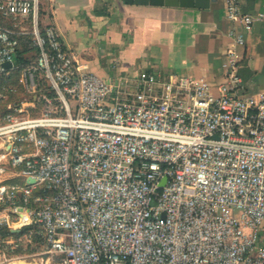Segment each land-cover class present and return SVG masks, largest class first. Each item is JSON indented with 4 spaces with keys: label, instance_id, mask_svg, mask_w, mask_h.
<instances>
[{
    "label": "built area",
    "instance_id": "2783aa9c",
    "mask_svg": "<svg viewBox=\"0 0 264 264\" xmlns=\"http://www.w3.org/2000/svg\"><path fill=\"white\" fill-rule=\"evenodd\" d=\"M225 4L245 29L259 18ZM0 12L29 22L38 50L22 73L33 101L0 122L2 254L32 232L4 229L37 225L61 264H264V90L244 91L241 34L229 32L215 90L146 70L108 81L42 24L40 0ZM18 27L0 26V75L17 68Z\"/></svg>",
    "mask_w": 264,
    "mask_h": 264
},
{
    "label": "crops",
    "instance_id": "0c3cea01",
    "mask_svg": "<svg viewBox=\"0 0 264 264\" xmlns=\"http://www.w3.org/2000/svg\"><path fill=\"white\" fill-rule=\"evenodd\" d=\"M259 16L250 29L228 19L225 0L207 7L125 4L122 0H42L41 22L53 25L84 71L115 81L141 70L203 76L212 90L226 78L233 29L245 65L244 91L264 90V0H239Z\"/></svg>",
    "mask_w": 264,
    "mask_h": 264
},
{
    "label": "rangeland",
    "instance_id": "374dc122",
    "mask_svg": "<svg viewBox=\"0 0 264 264\" xmlns=\"http://www.w3.org/2000/svg\"><path fill=\"white\" fill-rule=\"evenodd\" d=\"M40 1L42 6V0ZM11 23H15L17 26L25 28L26 32L30 31V25L27 21L11 20ZM36 55L37 54L35 52L27 55L31 64L35 61ZM25 68H23L19 73V83L21 84L22 89L20 91H15L12 98H10V101L7 103H0V122L9 105L33 101L34 93L28 91V87H26L22 76L23 70ZM31 108L28 109V113L30 115ZM42 112L43 107H41L40 110L36 112L35 116L41 115ZM9 251L11 252L8 253L5 251V254L0 252V264H61V257L59 255L47 252V249L43 247L41 243L39 244V241H33L30 240V238L21 237V240L18 241L17 245L13 249L9 248Z\"/></svg>",
    "mask_w": 264,
    "mask_h": 264
},
{
    "label": "trees",
    "instance_id": "16d2710c",
    "mask_svg": "<svg viewBox=\"0 0 264 264\" xmlns=\"http://www.w3.org/2000/svg\"><path fill=\"white\" fill-rule=\"evenodd\" d=\"M0 26L13 28L11 20L3 16L1 12ZM16 37L18 39V48L15 53L14 61L17 65V68L13 70L9 75H0V103H7L8 101H10V98H12L15 91H20L22 89V86L19 83V73L23 68L31 64L27 55L31 54L32 52H35L37 54L38 52L37 48L33 45V35L31 31L24 34H18ZM41 107H43V104H37L36 107L31 108V115L35 116L36 112L39 111ZM38 229L39 228L37 225L24 226L19 230L14 231L10 229H4L2 231V237L7 238L9 236H14L15 238H17L18 236L24 235L31 230L32 232L30 240L39 241V244L41 243V245L45 247L41 235L37 233ZM5 251H7L8 253L11 252L9 251L8 247L5 248Z\"/></svg>",
    "mask_w": 264,
    "mask_h": 264
},
{
    "label": "water",
    "instance_id": "95a60500",
    "mask_svg": "<svg viewBox=\"0 0 264 264\" xmlns=\"http://www.w3.org/2000/svg\"><path fill=\"white\" fill-rule=\"evenodd\" d=\"M215 0H122L125 4L153 5V6H181V7H207ZM5 67H10L11 62H6ZM32 182V180H29Z\"/></svg>",
    "mask_w": 264,
    "mask_h": 264
},
{
    "label": "bare ground",
    "instance_id": "6f19581e",
    "mask_svg": "<svg viewBox=\"0 0 264 264\" xmlns=\"http://www.w3.org/2000/svg\"><path fill=\"white\" fill-rule=\"evenodd\" d=\"M23 262V261H22Z\"/></svg>",
    "mask_w": 264,
    "mask_h": 264
}]
</instances>
